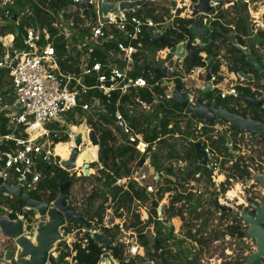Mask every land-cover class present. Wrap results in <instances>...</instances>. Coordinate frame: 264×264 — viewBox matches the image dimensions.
<instances>
[{"label": "built area", "instance_id": "2783aa9c", "mask_svg": "<svg viewBox=\"0 0 264 264\" xmlns=\"http://www.w3.org/2000/svg\"><path fill=\"white\" fill-rule=\"evenodd\" d=\"M71 1L72 5L66 12L78 14L81 20L78 27L85 31L82 35L72 21H64L60 16L54 24L57 29L56 35H52L47 29L30 26L26 28L21 39V46L18 48L15 39L19 33L16 34L15 30L19 31L23 14L12 13L6 9L12 0H0V215L13 222L20 221L23 225V234L26 235H33L32 227L40 220V216L37 211L27 207L21 197L14 196L9 191L2 192V184L21 188L24 194L41 202H46L45 199L50 195V190L42 189L41 183L70 181V189L77 192L75 179L56 176L54 172L47 173L44 168L46 166L47 170L53 166L61 168L60 160L63 157L56 153V147L63 143L60 142L63 138H66L71 150V135L77 127L75 122L82 119L79 112L95 118L99 114H106L105 103L101 101L96 92L102 94L104 98L114 97L116 99L112 113L115 136L118 141L124 139L138 152V162L143 156H147L143 166H151L149 154L151 150H156L159 139L147 142L143 134L137 133L130 125L126 114H132V106L138 111V108L144 109L147 105L151 107L157 101L171 100L178 86L173 87L172 79L180 80L183 86L180 91L188 105L193 107L197 105L200 97L203 98L205 106H210L205 95L202 94L209 83L211 84L210 93L216 91L221 99L232 97L241 100L238 84L235 83L237 79L241 81L243 79L236 73H232L233 78L230 79L232 82H227L220 54L217 56L220 62L219 71L213 74L211 65V74L208 78L210 63L207 52L201 45V39L195 36L192 39L181 30L179 32L184 35V40L179 44L184 45L185 57L183 59L176 55V48L179 44L175 47L165 46L156 49L150 56L154 71L146 70L147 77L133 75L144 60L141 37L146 30L152 29L151 40L152 35H166L167 40V29L179 27L177 23L179 19H191L194 22L200 16H203V26L204 21L208 20L210 28V23L217 19L218 12L228 10V6H231L233 2L212 0L210 2L212 11L209 14H203L193 10L196 0H164L167 5L163 4L160 7L156 6L159 0L147 1L140 8L133 10H121L120 4L135 0H104L106 3L115 5V9H110L105 16L103 0ZM83 3L90 4L91 8L82 7ZM153 7L156 10L149 15L147 10ZM178 10L181 11L178 12ZM90 12L92 13L91 19H89ZM252 22L254 25L258 24L255 19ZM192 24L188 25L187 29L192 30ZM7 25L13 29L11 34L6 33L4 27ZM257 28L259 29L253 30L254 33L264 31V19L262 25H258ZM57 38L67 43V53L63 57L55 46ZM193 50L197 51L196 57L200 58L202 65L187 72L184 61ZM96 51L102 52L104 57L102 59L95 57ZM67 55L73 58V61L67 60L64 65L62 60L66 59ZM163 68L166 70L161 76ZM172 70L175 74H172ZM155 74L159 76L156 80L154 79ZM198 75L206 81L197 79L195 85L187 84L188 80L191 81ZM145 89L155 98L150 104L138 95L140 90ZM155 89H159L161 93L154 92ZM133 94H135L134 97H132ZM122 107L126 108V112L122 111ZM191 114L184 109L181 113L180 125L184 130L187 121H190L193 136L180 141L176 148L180 152H185L192 144L195 146L199 143L207 157L205 167L212 174L209 188H202L196 180L190 181L186 187H192L189 190L196 196L201 195L204 200L212 199L215 204L223 206L220 203V197L222 198L226 191L230 192L226 181V171L229 167L227 164L232 163V161L227 162L229 157H226V154L231 155L230 152L235 154V150L240 148V143L244 142L245 136L250 138L253 136L246 132L242 135L238 133L237 141H235L232 138L233 132L226 125L218 123L219 119L216 118L211 125H206L203 117L200 120L192 118ZM169 127H172V124ZM156 133L160 135L159 130ZM174 137L178 138L179 134ZM220 138H223L222 142ZM82 150L84 148L80 149L81 154ZM223 166L226 167V171ZM64 171L69 177L80 176L77 168ZM163 176V170L155 171L153 168L151 175H147L143 168L138 167L128 177L117 179L115 185L125 186L129 181H135L141 187L146 188L147 192L155 193L158 190L157 183L162 185ZM199 176L196 175V178ZM216 176H222L225 180H217ZM147 180L150 181L147 182ZM222 187L226 189L224 192ZM17 200L22 201V204L19 209H14L10 206V202ZM48 204L52 205L53 201ZM216 207L218 210L211 207L210 211L221 217L225 209L224 207L219 209L217 205ZM22 210L36 214L28 216ZM144 215L147 219V212ZM141 219L146 220L143 217ZM30 223H33L32 227ZM10 242L14 249L13 240L4 237L0 231V246L9 245ZM8 250L12 249L8 246L7 250L0 252V264H15L14 261L6 260L5 254ZM137 250L138 247L128 253L134 256ZM63 251L66 252V249ZM52 257H57L55 252L52 253Z\"/></svg>", "mask_w": 264, "mask_h": 264}, {"label": "trees", "instance_id": "16d2710c", "mask_svg": "<svg viewBox=\"0 0 264 264\" xmlns=\"http://www.w3.org/2000/svg\"><path fill=\"white\" fill-rule=\"evenodd\" d=\"M233 2L232 7L225 11H219L218 17L210 23L212 42L208 49H203L207 52L209 61L213 60L212 72L216 74L220 68V62L217 60L219 50L221 46H227V53L229 54V71L230 72H245L256 73L257 75V88L262 87L259 83L261 74H258L256 69L246 61V57L243 55L238 47L232 45V41L238 38L239 45L248 47L251 54L255 56L258 63L263 67L264 74V31H257L254 33L250 28L248 4L249 0H228ZM264 1V0H258ZM72 5L71 0H12V3L6 7L12 13L23 14L20 19L19 35L15 39L16 47L21 46V39L24 35L26 28L30 26L39 27L41 29H47L52 35H56L57 29L54 26L56 20L63 17L64 21H72L76 26L75 28L82 35L85 31H82L78 24L81 23L77 13H67L66 10ZM156 10L155 7L147 10L149 15ZM181 10H178L180 12ZM191 19H179V27H169L166 31L167 40L165 42H159L156 46L153 45L151 40L152 29L146 30L141 37L143 43V62L141 66L137 68L133 75L146 76V70L154 71L153 64L150 60V56L154 54V51L165 46L175 47L184 40V35L179 30L185 32L192 39L194 38L193 32L187 29L188 25L192 24ZM6 33H12L13 29L10 25L4 27ZM66 42L61 38L55 40V46L58 53L65 56L67 53ZM95 57L102 59L104 56L102 52L96 51ZM73 61V58L67 55L66 59L62 60L65 65L66 61ZM187 72L200 67L202 65L199 57H188L184 61ZM70 68V66H68ZM158 74H155L154 79H158ZM222 79L221 77L219 78ZM176 85L183 86L179 79H176ZM240 93L243 96L252 97L256 93H252L250 88L238 87ZM154 92L161 93L159 89H155ZM215 92V93H214ZM205 94V98L208 99V104H215L217 107H229L233 105V108L229 110L233 113H239L244 117L249 114L253 120L264 122L261 118L264 117L263 108L257 109L253 106L246 104L247 108L240 107V100L234 98L221 99L216 91ZM94 94V93H93ZM101 98V101L105 103L106 114H99L97 118L92 115H88L79 112L82 119L75 124L79 125L84 118L87 119L88 127L96 132L99 137L100 144L98 149V160L90 165L91 173L95 169L98 173L97 177L90 179L96 189L88 197L87 206L82 209V214L88 227L85 228L82 225L76 224L75 220L68 219L69 225H75L80 229H83L84 233L81 239L76 241L72 247H68L65 242L58 244H64L65 249L70 251H60L57 257L50 258L52 264H70L67 258H71L75 264H98L101 256L105 253H109L113 260L117 264H200V256L207 242L213 238H217L219 235L210 234L206 229L208 221L213 216L210 211L211 207H216V204L210 200H204L201 195L196 196L187 188L188 184L192 180H196L197 183L204 182L210 184L212 172L208 170L202 164V157L192 144L191 147L185 152L177 150L176 145L186 139L193 136L191 131L192 123L187 121L184 130L181 129V113L184 109L179 105L172 103L171 100L157 101L154 109L151 112L143 113L137 111L134 106L131 107L132 114H126L130 125L138 133L143 134L144 139L147 142L157 141V148L155 151L151 150V166L155 171H164L162 177V185L157 183V191L155 193L147 192L146 188L141 187L135 181H129L125 186H116L117 179L128 177L134 170L138 168L140 162L138 152L130 145L126 143L124 139L118 141L115 136V128L112 119V113L115 109L116 99L110 97L104 98L102 94L96 92ZM140 98L148 104L154 101V96L148 90H140ZM135 94L132 95L134 97ZM261 96V95H258ZM168 104L169 106H165ZM168 107V108H166ZM123 112H126V108H121ZM192 118L202 119V117L191 114ZM172 124V127L169 125ZM159 130L160 135L156 133ZM239 132L244 133V130L240 129ZM179 134L178 138L174 135ZM238 133H232V138L237 141ZM223 138H220L222 142ZM67 139L63 138L60 142H66ZM243 141V139H241ZM264 139L258 142H263ZM221 147V145L219 146ZM238 149L237 146H235ZM227 162L232 161L227 169V184L230 179L235 180H251L250 166L242 161V157L239 160L232 159V155L226 154ZM147 156H143L142 159H146ZM141 159V160H142ZM253 161V157L250 158ZM182 164V166H179ZM47 166L44 170L47 173L54 172L56 176H62L66 179L79 181V178L69 177L68 173L62 170L60 167L55 166L47 170ZM196 175H200L196 178ZM65 181V180H64ZM58 183V182H57ZM57 183H41L42 189H49L50 195L45 199L46 202H51L58 197ZM226 189L222 187L224 192ZM166 193H171V200L167 207H164V213L166 218L160 220L157 216L159 203L163 199ZM102 197L103 200L97 206L92 205V202ZM148 202L151 203L150 208H146L148 218L143 221L142 214L139 208ZM10 206L14 209H19L22 201L10 202ZM109 203V205H106ZM75 211L78 210V205L73 206V201L68 202ZM205 205L210 206L205 210ZM217 208V207H216ZM111 210L115 213L116 217L122 219L124 216L131 215V222L128 224L125 220L122 228L114 225L108 228L104 225V218L106 211ZM26 215H33L32 212L22 210ZM185 214L190 219H186ZM231 212L224 211L220 219L230 218ZM174 217L181 218L183 221L179 233H175L172 219ZM198 220L202 221L196 228L194 222ZM153 227L154 234L149 235L144 233L143 229H149ZM128 230L138 234L139 246L143 248L144 256H131L127 254V249L124 243H120L117 237L121 234V230ZM99 230L103 233V236L108 239V245H100L92 238V231ZM243 234L245 232L239 231V226L231 225L227 226L225 233L222 236L229 235L235 236L236 234ZM86 240V242H85ZM194 245H199L196 248ZM12 242L9 244V248L12 249ZM1 249L3 247L1 245ZM245 258L236 259L233 263L226 264H244Z\"/></svg>", "mask_w": 264, "mask_h": 264}, {"label": "water", "instance_id": "95a60500", "mask_svg": "<svg viewBox=\"0 0 264 264\" xmlns=\"http://www.w3.org/2000/svg\"><path fill=\"white\" fill-rule=\"evenodd\" d=\"M147 1L156 0H135L132 2H122L120 4L121 10H133L134 8H140ZM212 0H196L193 6V10L203 14H209L212 11L210 2ZM82 7L91 8L88 3H83ZM103 12L106 16L110 9H115L114 4L106 3L104 0L102 2ZM92 13H89V19H91ZM193 35L201 39V45L208 49L211 46L212 37L211 30L209 28V21H204L203 26V16H200L197 21L192 24ZM15 33L18 34L19 31L16 29ZM166 35L156 36L152 35V43L156 46L159 42H165ZM243 55L246 57V61L251 64L257 71L258 74H263V67L258 63L255 56H253L248 47H243L238 45ZM196 50L189 53V57H196ZM176 55L178 58L183 59L185 57V49L183 44H179L176 48ZM210 66L208 68V78L211 74V65L213 60L209 61ZM178 67V64L175 66ZM165 68L161 70L160 75H164ZM175 74V71H171ZM237 75L245 81H252L253 76L245 72H239ZM211 91V84H207L205 90L202 94H208ZM241 99L247 103L253 105H262L261 99H255L252 97L241 96ZM172 103L179 105L180 107L186 109L188 112L201 116L204 118V123L206 125H211L213 121L217 118L220 120H225L229 124V129L236 133L238 129L244 130L247 134L257 135L260 139H264V123L253 120L251 118H246L241 115L231 113L227 108L220 109L217 108L215 104L210 106H205L203 104V98L200 97L197 101L196 106L188 105L187 100L180 91V87L176 86ZM72 148L68 155V159L60 160L61 168L64 170H74L77 168V160L81 155L80 149L85 148L87 145H93L97 148V157L94 159L93 155L86 153L83 156V163L87 168H90V164L97 162L98 160V149L100 140L96 132L88 127L87 119L84 118L82 122L77 125L76 130L71 135ZM195 148L202 157V164L205 166L207 164V157L201 148L199 143L195 144ZM92 159V160H90ZM145 161L142 159L138 165L141 168ZM254 181L260 184L264 192V175L257 173L254 177ZM58 187V197L54 200L52 205L48 203L37 201L31 196L24 194L21 188H15L8 186L6 183L2 184V192L9 191L14 196L21 197L23 202L32 210L37 211L41 220L35 223L33 228V235L23 234V225L20 221L13 222L7 217L0 215V231L2 235L8 239L13 240L14 249L8 250L5 254L6 260L14 261L15 264H52L50 258L52 253L57 248V245L61 242L69 240L62 232V229L68 225V219L75 220L76 224L82 225L87 228L88 224L85 221L83 214L81 212L75 211L68 202L72 199L70 193V181L59 180L57 183ZM249 205L252 207L253 211H242L239 216L233 218V222L243 224L248 227L247 238L251 239L255 243L256 250L245 258V264H264V195L260 199V204L254 205L250 198L247 199ZM229 210V209H228ZM146 219V215L143 217ZM92 238L100 245H108V241L103 239V235L97 231L92 233ZM107 260L109 264H117L115 260L112 259L109 253H105L101 256L98 264H103L104 260Z\"/></svg>", "mask_w": 264, "mask_h": 264}, {"label": "rangeland", "instance_id": "374dc122", "mask_svg": "<svg viewBox=\"0 0 264 264\" xmlns=\"http://www.w3.org/2000/svg\"><path fill=\"white\" fill-rule=\"evenodd\" d=\"M235 2V0H233ZM243 1V0H241ZM167 5V3L164 0H159L156 2V6L160 7L161 5ZM232 7L228 6V9ZM183 10V9H182ZM248 15H249V24H250V28H252L254 31H256L258 25H262L263 19H264V1H258V0H249V4H248ZM255 19V21H257L258 24L254 25V23L252 22V20ZM262 27V26H259ZM238 38L236 36V38L232 41V45H237L238 43ZM239 45V44H238ZM225 46H221V49L219 50V54L223 57V48ZM177 62V61H175ZM223 69V67H222ZM225 75V79H227V82L231 83L232 81H230V79L233 78L232 75H227L226 72L224 73ZM203 80L206 81L205 78H203L202 76L198 75L194 77L193 80H188L187 84H191V85H195L196 80ZM165 82V81H163ZM173 87L175 88L176 86V79H172L171 81ZM259 83L262 84L264 86V79L263 77H261L259 79ZM169 84V82H168ZM234 84V82H233ZM263 89V88H262ZM264 96V95H263ZM264 99V98H263ZM208 100V99H207ZM206 100V101H207ZM166 101V100H165ZM164 101V102H165ZM156 104H152L151 107H149L148 105L146 106V108H138V111L143 112V113H147V112H151L152 109H154ZM165 106H169L168 104H165ZM168 108V107H166ZM218 123L222 124V125H229L225 120H218ZM91 155H93L94 158L97 157V152L96 150L94 151V153H92V151H89ZM232 155V159L234 160H239L240 157H242V161H244L245 164H248L250 166V168L252 170H254V172H251V178L253 180H235L232 179V181H229L228 184V189H229V193L226 191L223 194V197L220 201V203H222L223 206H221V204H216L217 206H219V209L223 208L225 210H228L229 212H231V216L230 218L227 219H220V216L216 215L214 212L213 216L210 218V220L208 221V224L206 225V229L208 231V233L210 234H217L219 235L217 238H211V240H209L207 242V245L204 246L203 251H202V255L200 256V264H226V263H233L236 261V259L240 258H246L247 255H250L251 253H253L255 251V249H253L252 247V243L250 241V239H247L246 235L243 237V239L238 240L235 237H230L229 235H225L222 236L223 233H225L226 228L228 225L231 224V220L232 218L237 215L238 211H240V208L237 207L236 203H241L242 201H246V199L248 197H261L263 196V189L261 188V186L257 183H255L254 181V177L257 173H261L264 175V142L263 143H259L257 142V140L255 138H250L249 136H245L244 142L240 143V148L239 150H235V154H233L234 152H230ZM253 157V161L250 160V158ZM92 160V159H90ZM79 161L80 157H79ZM78 161V163H79ZM82 163V162H81ZM78 165L79 169L78 171L80 176L77 175L76 177L79 178L80 180L77 181L78 184V190L76 192V195L74 194V192H72L73 194V203L78 204V212L82 213V209H84L87 206V201H88V197L93 193V190L96 189L95 184L89 180L86 179L85 177H88L90 179H94L97 177L98 173L95 169L93 170V174L91 173V168L87 169V171L85 172L84 169L82 167H84V165L82 164ZM231 164H227V166H229ZM53 168H55V166H53ZM141 168H143V171L147 173V175H151V172L153 170L152 166H142ZM224 170L226 171V167H224ZM217 180H225V178H223L222 176L219 177H215ZM226 178H227V173H226ZM150 180H147V182H149ZM227 181V180H226ZM218 182V181H217ZM199 186H201L202 188H205L209 186V184L206 185V183H204L203 181L199 183ZM230 187H232V189H230ZM209 188V187H208ZM208 191V190H207ZM171 195L170 193H167L164 195L163 199L160 201L159 203V208H158V212H157V216L159 217L160 220H164L166 218V215L164 213V207H167L169 205V202L171 200ZM236 197V198H235ZM231 198H234L233 200H229ZM204 199V198H203ZM260 199V198H259ZM103 198L99 197L97 200L92 202V205L97 206L100 202H102ZM106 205H109V203H107ZM151 207V203L148 202L147 204L141 206L139 208L140 213L142 214V217H144V214L146 212V208H150ZM210 206H206L205 205V210H207ZM215 209L218 210V207ZM224 210V211H225ZM4 213V212H3ZM33 215L36 214L35 212L32 213ZM186 219H190L189 221L192 222L191 218L189 217L187 214H185ZM131 215L128 216H124L122 217V219H119L116 217L115 213H113L111 210H107L106 211V215L104 218V225L107 226L108 228L113 227L114 225H119L120 228H122V225L124 223V221L126 220L127 223L129 224L131 222ZM184 220H182L181 218L178 217H174L172 219V224L174 225L176 234L179 233V229L182 225ZM202 221L198 220L197 222H194V224L196 225V228L198 227V225L201 224ZM193 223V222H192ZM30 226H33V223H30ZM35 226V225H34ZM34 227H32L33 229ZM83 229L78 228L75 225H67L66 227H64L62 229V232L65 236H67L69 238V240L65 241L66 245H68V247H72V245L78 241L79 239L82 238L83 236ZM97 232H99L100 234L103 235V233L99 230H96ZM144 233L147 232L149 235H153L154 230L153 227H150L149 229L144 228L143 229ZM94 232V231H92ZM246 233V231H245ZM181 234V233H179ZM103 239L107 240V238H105L103 236ZM138 234L132 232V231H128V230H121V234L117 237V240L121 243H124L127 249V254L128 251L132 252L134 249L138 250L136 252V255L138 256H144V251L143 248L139 246V242H138ZM2 245L3 250L1 249L0 246V252L2 253L3 251L7 250V247L9 245ZM58 246V245H57ZM136 246V247H134ZM196 248L199 247V245H194ZM58 248V247H57ZM54 251L55 255L57 256L59 253V251H63V249H65L64 244L59 245V249H57ZM70 248L68 250H66V252L70 251ZM134 248V249H132ZM13 249V247H12ZM68 261L70 262V264L73 262L71 258H67ZM103 264H109V262L105 259L103 261ZM245 264V263H244Z\"/></svg>", "mask_w": 264, "mask_h": 264}, {"label": "flooded vegetation", "instance_id": "af4514ba", "mask_svg": "<svg viewBox=\"0 0 264 264\" xmlns=\"http://www.w3.org/2000/svg\"><path fill=\"white\" fill-rule=\"evenodd\" d=\"M234 47H238V44L237 45H234ZM227 46L226 47H224L223 48V57L221 56V59H222V65H223V68L225 69V72H226V74L227 75H231L232 73H234V72H230L229 71V62H228V57H229V54L227 53ZM242 72V71H241ZM237 73H239V72H237ZM236 73V74H237ZM247 74H250V75H252L253 76V80L252 81H250V82H248V81H245V80H243V81H241L240 79H237L236 80V83L235 84H238V86H237V88L238 87H245V88H250L251 89V91H252V93H256V95L255 96H252V98H255V99H261L262 100V105L261 106H258V105H253V104H250V103H248L250 106H253V107H255V108H257V109H260V108H263V110H264V86L262 85V84H260V85H262V87H260V88H257V87H255L256 86V82H257V75H256V73H247ZM261 77H262V74H261ZM263 88V89H262ZM238 91H239V89H238ZM239 93H240V91H239ZM241 94V93H240ZM258 95H261V96H258ZM241 96H243L242 94H241ZM228 98H232V97H228ZM240 101H242V102H240V107L243 109V108H247L248 106L246 105L247 104V102L246 101H244V100H240ZM247 106V107H246ZM217 108H220V109H224L223 107H217ZM225 108H227L228 110H229V108H233V105H230L229 107L227 106V107H225ZM230 111V110H229ZM231 112V111H230ZM231 113H233V112H231ZM235 114H238V115H241V116H243L242 115V112H241V114H239V113H235ZM250 115V114H249ZM247 116L246 118H250V116ZM244 117V116H243ZM252 119V118H251ZM262 120H264V117H262L261 118ZM256 121H258V120H256ZM259 122H262V121H259ZM262 123H264V122H262ZM227 127H229V125H227ZM239 130L240 129H238V131L236 132V133H239V135H242L243 133H241V132H239ZM245 132V131H244ZM252 136H253V138H255L257 141H259V140H262V139H260L257 135H253L252 134ZM264 142V141H263ZM263 142H260V143H263ZM232 164V163H231ZM252 172H254V170H252V169H250ZM251 180H253V179H251ZM260 185V184H259ZM261 186V185H260ZM262 188V187H261ZM263 189V188H262ZM263 195H264V192H263ZM263 196H261V197H259L260 199L262 198ZM248 198H250L251 200H252V202L254 203V205H259L260 204V199L258 198V197H253V198H251V197H248ZM247 198V199H248ZM246 199V201H242L241 203H236L237 204V207L238 208H240V212H239V214H237V216H239L240 215V213L242 212V211H253V209H252V207L249 205V202H248V200ZM235 217V216H234ZM233 217V218H234ZM233 218H232V220H231V224L230 225H228V226H231V225H237V226H239V231L242 233V232H245L246 231V233H245V235L247 234V231H248V227L247 226H245V225H243V224H240V223H236V222H233ZM244 235V236H245ZM243 234L241 235V234H236L235 236H230L231 238L232 237H235L236 239H238V240H241V239H243ZM247 237V236H246ZM247 239H249V238H247ZM250 241H251V239H250ZM251 243H252V248L253 249H255V243L254 242H252L251 241ZM256 250V249H255ZM249 255H247V257H248ZM245 260V259H244Z\"/></svg>", "mask_w": 264, "mask_h": 264}, {"label": "bare ground", "instance_id": "6f19581e", "mask_svg": "<svg viewBox=\"0 0 264 264\" xmlns=\"http://www.w3.org/2000/svg\"><path fill=\"white\" fill-rule=\"evenodd\" d=\"M69 147H70V143H69V142L61 143V144L57 145V147H56V153H57L58 155H61V156L63 157V159H66V158L68 157L69 153H70V149H69ZM95 150H96V152H97V148H96L95 146H93V145H87V146L84 148V150L81 151L82 154L79 156L81 161H79V158H78V160H77V170L81 169V168H78V165H79L81 162H82L81 164L84 165V167H82V168L84 169L85 172L87 171V169H89V168H87V167L85 166V164L83 163V156H84L86 153H88V154L90 155V152H89V151H92V153H94ZM93 158H94V157H93ZM94 159H95V158H94ZM78 161H79V163H78Z\"/></svg>", "mask_w": 264, "mask_h": 264}, {"label": "clouds", "instance_id": "9594fccd", "mask_svg": "<svg viewBox=\"0 0 264 264\" xmlns=\"http://www.w3.org/2000/svg\"><path fill=\"white\" fill-rule=\"evenodd\" d=\"M241 46V45H240ZM91 129V128H90ZM70 193H71V190H70ZM72 194V193H71ZM72 196V199H73V195H71ZM57 199V198H56ZM71 199V200H72ZM53 202H54V200H53ZM46 203V202H45ZM48 203V202H47ZM73 206H77L75 203H73ZM72 207V206H71ZM73 208V207H72ZM40 220H41V218H40ZM65 242V241H64ZM62 243V242H61ZM60 244V243H59ZM58 247V246H57Z\"/></svg>", "mask_w": 264, "mask_h": 264}, {"label": "crops", "instance_id": "0c3cea01", "mask_svg": "<svg viewBox=\"0 0 264 264\" xmlns=\"http://www.w3.org/2000/svg\"><path fill=\"white\" fill-rule=\"evenodd\" d=\"M8 39H11V37H8ZM65 143V142H64ZM66 159H68V158H66ZM62 160V159H61ZM76 188H78V184L76 185ZM71 191H74V194L76 195V192H75V190H71ZM73 200V199H72ZM76 205H78V204H76Z\"/></svg>", "mask_w": 264, "mask_h": 264}]
</instances>
